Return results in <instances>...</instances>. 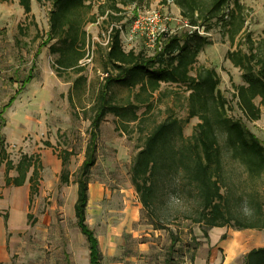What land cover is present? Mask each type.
Listing matches in <instances>:
<instances>
[{
    "label": "rangeland",
    "instance_id": "rangeland-1",
    "mask_svg": "<svg viewBox=\"0 0 264 264\" xmlns=\"http://www.w3.org/2000/svg\"><path fill=\"white\" fill-rule=\"evenodd\" d=\"M238 1L244 7L245 34L260 43L264 53V0ZM0 3H6L0 7V142L7 118L10 119L17 106L29 117L38 118L41 113L43 133L29 135L25 141L26 148L11 149L6 138L3 143L8 158L15 164L23 155L38 159L39 189L31 201V210L34 212L38 207L43 214L50 212L53 215L52 229L46 231H42L39 220L32 215L29 231L20 237L18 257H21V264H89L88 243L75 217L77 186L74 180L85 161L91 139L92 105L105 83L100 69L103 50L99 46L105 47L111 24H117V27H122V43L126 51L134 49L152 54L145 38L138 37L132 43L128 42V33L136 15L150 10L160 11L169 17L166 23L169 31L181 33L183 24L174 5L164 9V4L156 1L127 8L121 23H105L104 18H100L96 24L88 26L91 40L96 43L92 46L96 50L81 74L87 83L76 88L73 83L80 76L69 71L59 78L53 69L54 58L48 48L36 56L49 30L51 5L32 0V13L27 16L18 6V0H0ZM220 27L215 23L207 35L209 45L199 55L193 74L199 67L215 69L221 80L219 89L227 99L228 116L242 120L264 144V107H261V118L256 122H248L239 111L232 85L242 84L241 72L226 58L227 52L236 48L222 35ZM30 74L33 79L23 88L22 82ZM113 91H108L113 103L123 107L132 103L137 114L145 120L142 124L145 130L164 121L169 114L182 121L186 136H190L199 123L197 118L188 116V93L184 86L163 84L160 91L148 99V106L137 101V97L140 100L147 97L138 89L115 85ZM13 97H16L15 102L2 113L3 107ZM256 102L259 104V100ZM139 126V122L121 121L108 114L98 132L96 163L90 175L87 224L99 240L102 264H167L173 242L170 230L177 235L174 264H191L193 255V264H242L249 251L264 248V231L215 228L205 237L201 226L189 217L196 199L187 195L181 198L171 190L164 196L159 212L165 229L155 230L130 179L132 161L143 139ZM67 157L68 164L63 166ZM56 159L62 163L60 179L55 181L50 177L46 181L43 163L53 169ZM63 176L69 178L68 184L63 182ZM224 177L234 213H249L254 206L250 203V196L264 205V175L249 179L239 163L226 158ZM45 184L49 191L54 192L52 201L48 200L52 195L47 199L41 197ZM177 198L181 202L175 205Z\"/></svg>",
    "mask_w": 264,
    "mask_h": 264
},
{
    "label": "trees",
    "instance_id": "trees-1",
    "mask_svg": "<svg viewBox=\"0 0 264 264\" xmlns=\"http://www.w3.org/2000/svg\"><path fill=\"white\" fill-rule=\"evenodd\" d=\"M36 1L51 5L49 30L36 56L48 48L54 58L53 69L59 78L69 71L80 76L73 83L77 88L87 83L81 75L86 65L81 62L92 48L93 55L96 50L92 46H96V43L92 42L87 27L96 24L100 18H104L105 23H121L127 8L156 0ZM18 3L24 14L28 16L32 13V0H18ZM174 5L180 9L183 21L205 34L210 33L215 23L220 24L222 35L236 48L228 51L226 58L241 72L242 84L232 85L237 107L248 122L260 120L261 107H264V53L261 44L244 32L246 19L243 5L238 0H174ZM116 25L111 24L108 45L104 48L99 46L103 50L100 69L105 83L92 105L94 118L91 139L85 152V161L74 180L77 186L75 217L88 243L89 264H102L99 240L87 224V208L90 175L96 163L98 132L108 114L121 121L141 124L139 132L143 139L132 161L130 179L155 230L165 229L159 212L164 196L171 190L181 198L187 195L188 198L196 199L197 203L191 207L189 217L201 226L205 237L208 231L215 228L264 231V205L256 202L254 197L250 196V203L254 206L249 213L238 215L230 207V191L224 177L225 159L239 163L249 179L261 178L264 175V144L247 129L242 120L228 116L227 99L219 89L221 80L215 69L199 67L193 74L199 55L209 45L207 36L185 28L181 33L170 32L161 37V45L156 51L147 55L134 49L126 51L122 43V27ZM32 79L30 74L22 82L23 88ZM163 84L185 87L188 93V116L199 120L190 136L185 135L182 121L173 114L145 130L142 128L145 120L137 114L132 103L129 107H123L114 104L108 95V91L114 92L115 85L138 89L146 93L147 97L141 100L137 97V101L147 105L148 99L160 91ZM15 100L16 97H13L3 107L2 113ZM3 142L4 139L0 142V166H6L5 184L7 187H21L28 182L32 201L39 189L38 159L23 155L15 164L8 158ZM68 161L69 158H65L63 166ZM11 171H16L17 176L10 177ZM63 182L68 184L69 178L63 176ZM179 202L177 198L174 204ZM31 218L29 215V220ZM169 232L173 242L167 264H174L177 235L172 230ZM194 261L195 255L192 256L191 264ZM242 264H264V248L248 252Z\"/></svg>",
    "mask_w": 264,
    "mask_h": 264
},
{
    "label": "crops",
    "instance_id": "crops-1",
    "mask_svg": "<svg viewBox=\"0 0 264 264\" xmlns=\"http://www.w3.org/2000/svg\"><path fill=\"white\" fill-rule=\"evenodd\" d=\"M156 2L161 3V0H156ZM5 4L6 3H0V7H4ZM174 6L178 13L179 20L183 24L184 21L180 15V9L176 5ZM92 25L93 24L89 26ZM26 99L25 97V100ZM13 112L14 114L10 119L7 118L6 127L1 134L3 135V139L6 138L11 149L20 147L26 148L25 143L27 142L25 141L29 135L37 136L43 133L42 115L40 113L38 118L29 117V115L20 112V107L18 106ZM43 167L45 168L43 178L45 179L46 177V181H48L50 177L54 178L55 181H59L62 167L60 160L56 159L55 168L53 169L50 168L49 164L46 165L45 163H43ZM5 173L6 166L2 164L0 166V264H21V257H18L20 256L19 250L22 241L20 237L29 231V215H34L35 218L39 220L38 222L41 224L40 227H42V231L52 229L50 225L53 222V215L50 212L43 214L38 207L33 212L31 210L30 184L27 182L21 187H7L5 184ZM16 176V171L10 172V177ZM50 195H52L51 199L49 198ZM41 197L45 199L49 198L48 200L52 201L54 192L53 190L49 191L46 185Z\"/></svg>",
    "mask_w": 264,
    "mask_h": 264
},
{
    "label": "built area",
    "instance_id": "built-area-1",
    "mask_svg": "<svg viewBox=\"0 0 264 264\" xmlns=\"http://www.w3.org/2000/svg\"><path fill=\"white\" fill-rule=\"evenodd\" d=\"M163 3V8L166 9L169 5H174V0H161ZM169 17L164 16L160 11L150 10L145 13H139L136 15L135 20L129 30L128 33V42L132 43L134 39L138 37H142L146 39L147 47L153 52L161 45L160 39L163 35L168 34L172 31H169L167 28V21H169ZM183 27L185 29H189L191 31L197 30L198 33L202 36H207L203 31L199 28L190 27L187 22L184 21ZM109 34L110 31L107 32V37L105 40V47L109 43ZM93 59V48L88 52L87 57L81 63L86 65L90 63Z\"/></svg>",
    "mask_w": 264,
    "mask_h": 264
}]
</instances>
